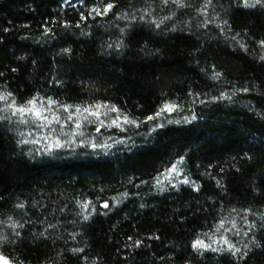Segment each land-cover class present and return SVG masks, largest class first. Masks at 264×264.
<instances>
[{
    "label": "trees",
    "instance_id": "obj_1",
    "mask_svg": "<svg viewBox=\"0 0 264 264\" xmlns=\"http://www.w3.org/2000/svg\"><path fill=\"white\" fill-rule=\"evenodd\" d=\"M142 2L167 9L161 29L140 23ZM206 2L226 33L202 22ZM79 3L0 0V86L20 102L40 93L99 98L145 119L169 97L192 105L227 83L246 90L250 106L211 97L196 122L167 124L114 159L32 158L0 120V251L20 264H264V9L238 0ZM98 3L112 7L89 11ZM126 14L135 21L122 47H108L113 19ZM177 157L197 188L150 194L146 185ZM124 190L134 195L110 200ZM87 199L96 208L85 219ZM236 216L252 229L242 254L193 247L201 232Z\"/></svg>",
    "mask_w": 264,
    "mask_h": 264
},
{
    "label": "rangeland",
    "instance_id": "obj_2",
    "mask_svg": "<svg viewBox=\"0 0 264 264\" xmlns=\"http://www.w3.org/2000/svg\"><path fill=\"white\" fill-rule=\"evenodd\" d=\"M245 8H263L264 0L256 2V0H238ZM80 0H64L66 7L79 9ZM174 3L175 0H170ZM138 11L140 12V23L146 26L154 25L156 28H162L166 20L165 13L167 9L149 8L147 2H142ZM203 5L202 22L205 25L215 24L222 28L221 31L226 33L225 20L215 9L209 7L208 3ZM103 7V8H102ZM148 7V8H143ZM107 4L98 3L94 9L104 14ZM135 19L130 14L119 15L113 19L114 26L109 32H112L107 40L108 47L121 48L122 36L126 27ZM231 40L235 45L247 49V41L241 35H231ZM264 42V41H262ZM261 42V43H262ZM264 44V43H262ZM264 53V51H263ZM247 91L240 86H231L227 83H222L220 88L212 94L201 96L199 100L192 102V105L182 103L178 98L169 97L159 111L145 119H139L135 114L128 111L125 107L117 106L113 103L103 101L99 98H91L84 102H70L66 99L58 98L54 95L45 93L37 94L32 99L26 102H20L7 89L0 86V94L8 95V101H0V109H5L6 104L15 101L17 107H28V102L36 101L37 108H42V115L47 117L45 120H36L30 114L23 117L27 123L20 122V115H12V110L0 111V117H3V122L13 130L20 146L26 154L32 158L40 160L51 159L53 162H60L72 159H114L123 157L126 154L134 152L144 144L152 140L153 136L161 127L170 124H187L198 120L199 106L206 99H215L226 104H243L250 106ZM53 101L51 105L48 103ZM165 105H174L172 111H162ZM96 106H100L97 109ZM91 111H99L101 113L99 119L89 115L84 109ZM115 108L116 111H111ZM79 109V111H77ZM159 113V115H157ZM87 117V119H85ZM134 121V123H124V118ZM58 120V122H57ZM113 120H118L120 127L112 125ZM51 121V123H48ZM103 121V125L101 124ZM77 124L80 125L77 128ZM112 125V126H109ZM99 128V131L97 129ZM95 145V146H94ZM176 165L175 172H169L172 165ZM187 180V183L184 181ZM198 182L196 175L188 165L187 159L177 157L173 162L166 165L157 175L146 185L150 194H165L170 192L180 191L183 187L197 188ZM134 193L131 190H124L110 197L115 204L123 202L124 199L132 197ZM83 205H87L84 208ZM82 205V216L89 217L96 208V203L92 199H87ZM108 205L103 202L102 206ZM223 223V228L219 225ZM234 225V227H233ZM219 229V230H217ZM251 225L240 219L239 217H226L212 226L210 229L201 232L197 240H201L205 245H211L208 248H195L200 253L216 252L218 254H232L238 256L242 254L253 240L251 233ZM227 239L229 244L234 245L239 252L233 254V250L228 249V245L223 243ZM215 249V250H214ZM0 258H3L8 264H20L12 261L0 251Z\"/></svg>",
    "mask_w": 264,
    "mask_h": 264
},
{
    "label": "snow or ice",
    "instance_id": "obj_3",
    "mask_svg": "<svg viewBox=\"0 0 264 264\" xmlns=\"http://www.w3.org/2000/svg\"><path fill=\"white\" fill-rule=\"evenodd\" d=\"M164 2L167 3L168 0H164ZM175 2L179 3V0H175ZM245 2L247 3V0H245ZM256 2L258 3V2H260V0H256ZM111 7H112V5L108 4L107 8L105 9V12L108 9H110ZM94 11H95V9H94ZM262 43H264V42H262ZM10 95L11 94H8V95L0 94V101H8ZM48 103L51 105L54 102L53 101H49ZM28 105H29L28 107H17V106H15V101L12 100L11 103L6 104L5 109H0V111L11 109L13 116H15L17 114L20 115V118H21L20 122L21 123H27V121L23 119V117L25 115H27V114H30L36 120H45V121H47V117L42 115V108H37L35 100L29 101ZM96 107H97V109H99L100 106H96ZM174 107H175L174 105H165V107H164V109H162V111H172L174 109ZM77 111H79V109H77ZM84 111L88 112L89 115L95 116L97 119H99V117L101 115V113L98 110L97 111H91V110L85 108ZM111 111H116V109L112 108ZM157 115H159V113ZM0 119H3V117H0ZM85 119H87V117H85ZM57 122H58V120H57ZM48 123H51V121H48ZM124 123H134V121H130V120H128L127 117H125L124 118ZM101 124L103 125V121H101ZM112 125H115L116 127H120V124H119L118 120H113L112 121ZM112 125H109V126H112ZM79 127H80V125L77 124V128H79ZM97 131H99V128L97 129ZM175 171H176V165L173 164L172 168L169 170V172L171 173V172H175ZM184 182L187 183V180H185ZM107 206L108 205H105V207H107ZM83 207L87 208V205H83ZM85 219H87V217H85ZM223 226H224L223 223H221L219 225L220 228H223ZM233 227H234V225H233ZM217 230H219V229H217ZM223 243L228 245V249L229 250H233L234 249L233 254H235L236 252H239V249H235L234 245L229 244L227 239H224ZM193 247L194 248H208V247H211V245H205L203 241L197 240L194 243ZM0 264H8V262L6 260H4L3 258H0Z\"/></svg>",
    "mask_w": 264,
    "mask_h": 264
}]
</instances>
